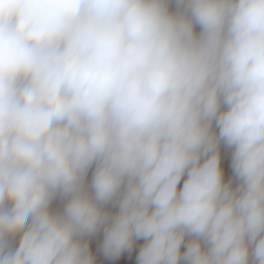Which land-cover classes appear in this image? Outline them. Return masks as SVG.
<instances>
[{
    "label": "clouds",
    "instance_id": "9594fccd",
    "mask_svg": "<svg viewBox=\"0 0 264 264\" xmlns=\"http://www.w3.org/2000/svg\"><path fill=\"white\" fill-rule=\"evenodd\" d=\"M0 264H264V0H0Z\"/></svg>",
    "mask_w": 264,
    "mask_h": 264
}]
</instances>
